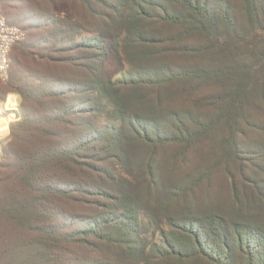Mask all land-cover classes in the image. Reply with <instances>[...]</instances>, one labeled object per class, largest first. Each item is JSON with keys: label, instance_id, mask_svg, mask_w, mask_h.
I'll use <instances>...</instances> for the list:
<instances>
[{"label": "rangeland", "instance_id": "1", "mask_svg": "<svg viewBox=\"0 0 264 264\" xmlns=\"http://www.w3.org/2000/svg\"><path fill=\"white\" fill-rule=\"evenodd\" d=\"M51 1L53 2L50 3ZM89 1L99 13L96 17L89 14L88 10L76 0H38L37 3L41 2L40 8L43 13L52 16L53 23L58 19L57 15L64 20L62 27L65 28L61 29V34H59V27L55 26V29H51L53 24L49 25L42 18V14L34 12L33 9L13 3L15 9L5 10L0 3L1 16H5V11L9 13V17L6 18L9 22L3 17L5 22L26 30L24 40L13 47L11 56L12 53L13 56L18 54L23 45L30 41L31 33H36V37L31 42H33L32 45H38L41 48L31 53L36 56L38 52L41 56L55 57L59 60L53 66L37 60L35 64H32L25 56L18 55L17 64H14L10 57V67L6 76H0V105L3 108L1 118H4L7 123V133L0 135V155L3 147L10 141L11 126L21 119L20 90L24 89L23 85H29L39 95L35 98V102H30L28 113L32 118L39 117V110L42 111L44 107L43 115H49L47 124L42 126V130L46 132L42 136L46 150L50 146L59 150L64 143L65 150L70 149L71 152L76 153L72 162L54 158L46 167L37 169L38 176L57 189H75L81 183L102 186L101 181L109 183V177L115 180L126 177L135 183L145 170L141 162L149 153L146 145L133 140L134 133L132 134L130 130L126 133L127 129L123 131V135L125 134L128 138L117 139L114 150L108 147V140L103 138L107 131L120 128L122 122L111 118V106L108 100L97 98L95 92L91 91L93 79L96 76L115 79L122 69L130 71L133 66L141 68L143 73L148 71L144 69L143 62L140 60L129 62L125 59L119 64L113 52L111 54L106 52L103 55L100 50H94L91 46L85 47L89 39L97 37L98 33L108 31L110 27L112 29L108 32H117L116 24H108L111 22L110 17H113L112 9L99 2L114 3V0ZM227 2L236 22V30L246 39L245 43H242L235 52L213 49L195 56H184L176 49L205 47L207 42L198 35H190V38L184 36L182 28L150 21L147 30L150 31L151 36L159 40V43L155 45L156 51L152 55L157 66L155 74L161 73L160 66L163 68L164 65L165 68L169 67L175 71L177 69L204 70L229 65L238 60L254 62L257 56L252 55V52L253 50L258 52L255 47L257 49L259 47L247 43L250 34H248L249 29L240 3L236 0ZM261 5L264 9V0H261ZM221 6L222 3L219 0H210L209 7L215 14L219 13ZM25 16H30L31 20L27 21L28 18ZM66 27H72L73 32H69ZM219 29L222 30V27ZM40 39H45L47 44H41L44 41ZM71 62L73 64H70ZM36 67L40 69L37 75ZM93 68L95 72L91 75ZM29 77L30 80H28ZM23 78L26 79L22 81ZM234 84V80L215 82L194 79L174 82L162 88L151 86L140 89L128 88L123 91V95L129 101L128 114L138 115L142 119L140 121L142 125L148 123L151 116L154 117V122L151 120L154 125L160 124L161 120L162 123L164 120L167 122L160 124V127L165 125L176 127L186 123L189 129L201 133L200 126L207 125L209 121L216 118L218 110L225 105V102L214 100L215 97L230 91ZM46 95L47 98L44 99L43 96ZM158 105L161 106L162 113H166L164 119H159L160 110L152 113ZM88 110L90 113L87 112ZM63 119L68 124H58ZM134 125L136 127V122ZM82 126H87L83 132ZM236 129L234 136L236 152L233 155L225 144L228 129L224 120L218 121L207 132H202L201 136L190 144L184 142L156 148L154 168H152L155 173L153 175H157L155 180L157 189L153 191L151 187L142 185V182L136 188L141 205L140 224L137 228L146 249L150 244L161 241V232L167 233L172 229L168 224L169 218L180 219L187 214L199 215L205 211H212L222 216L226 222L255 221L256 224L264 225V89L262 82L258 86L255 85L248 102L243 105L236 122ZM161 130L170 131L169 127H162ZM98 135L101 136L100 141H91ZM61 137L64 138L62 142H60ZM30 147V143L21 144L20 152L28 155L27 149ZM201 175H204V178L191 186L195 179L201 178ZM76 197L81 198L82 201L70 202L54 193L49 195L47 206L51 213L58 216L62 214L67 219L70 216L94 218L99 213L108 212L109 207H103L102 203L106 205L110 202H104L99 197L88 198L80 195ZM145 208L157 212L159 231H155L154 227L149 225L150 217ZM75 227L79 228L81 224ZM109 233L112 234V231ZM127 239L132 241V238ZM7 243H9L8 240L5 243L3 239L0 240V264H16L17 259L14 262L13 256L5 252ZM91 243L93 246L77 245L60 249L61 261L55 264H134L132 259L121 255V251L130 244L109 245L101 240L92 239ZM260 261L263 262L256 254L255 264H262Z\"/></svg>", "mask_w": 264, "mask_h": 264}, {"label": "trees", "instance_id": "2", "mask_svg": "<svg viewBox=\"0 0 264 264\" xmlns=\"http://www.w3.org/2000/svg\"><path fill=\"white\" fill-rule=\"evenodd\" d=\"M76 1L84 6L89 14L95 15L94 17L99 15L91 1ZM219 1L222 6L218 14H215L209 7L210 0H114V3L99 1L112 9L113 17H110L111 22L108 24H116L117 32H108L112 29L110 27L107 29L108 31L98 33L97 37L89 39L85 47L91 46L94 50H100L103 55L106 52L110 54L113 52L119 64L125 59L129 62L140 60L143 62L144 69L148 71L143 73L141 68L133 66L130 71L122 69L115 79L96 76L91 82V91L95 92L96 97L108 100L111 106V118L122 122L120 128L107 131L103 136L108 140V147L114 150L117 139L128 138L125 134L123 135L125 129H127L126 133H129V130L132 134L134 133L133 140L147 146L149 153L141 162L145 170L142 171L135 183L126 177L118 180L109 177V183L101 181L102 186L81 183L75 189H57L39 177L36 172L38 168L46 167L54 158L72 162L76 153L71 152L70 149L65 150L64 143L59 147V150H55L51 146L46 150L43 143L44 137H42L46 132L42 130V126L47 124L49 115H43L44 107H42V111L39 110V117L32 118L30 116L28 113L29 104L35 102L39 93L29 85H23L24 89L20 90L22 96L21 119L11 126L10 141L3 147L0 155V240L3 239L4 243L8 240L5 252L13 256L14 262L17 259L16 264H55V262L61 261L62 252H59L60 249L77 245L93 246L91 239L101 240L109 245L130 244L121 251V255L132 259L134 264H238V262L239 264H255L256 254L263 260L260 262L264 264V225L256 224L255 221L226 222L222 216L212 211L192 215L187 214L186 210L187 215L183 218H169L168 224L172 229L167 233L161 232V241L150 244L147 249L140 239L137 228L140 224L139 210H141L139 195L136 191L138 184L142 182V185L151 187L153 191L157 189L155 182L157 175H153L155 174L153 164L156 148L184 142L190 144L198 139L202 132H207L218 121L224 120L228 129L225 144L228 145L231 155L235 154L236 122L240 117L242 107L248 102L255 85L258 86L262 82L264 89V9H262L261 0H236L240 3L249 29L250 36L247 43L259 47V49L255 47L258 52H254V50L252 52V55L257 56L254 62L247 63L246 60H238L229 65H220L204 70L177 69L175 71L169 67L165 68L164 65L163 68L160 66L162 72L155 74L157 66L152 55L156 51L155 45L159 43V40L151 36L150 31L147 30L150 21L169 27L182 28L184 36L190 38V35H198L207 42L205 47L193 46L176 49L184 56H195L213 49H220L222 52H235L242 43H245L246 39L241 37L236 30V22L232 17L228 0ZM37 2L38 0H0L5 10L15 9L12 4L17 3L42 14L45 22H48L49 25L53 24L51 29L55 26L59 27V34H61V29L65 28L62 27L64 20L58 15H54L58 19L53 23L52 16L45 15L46 13L44 12V14L40 8L41 2ZM4 15L2 17L6 20L9 13L5 11ZM27 18V21L31 20L30 16ZM219 27H222V30ZM47 28L50 29V27ZM66 28L69 32H73L72 27ZM22 30L26 33L24 28ZM44 33H48V31H44ZM34 37H36V33H31L30 41L23 45L18 54L13 56L12 53L11 56L13 48L11 49L9 67L10 57L14 64H17L18 55L25 56L32 64H35L37 60L53 66L59 61L55 57L41 56V53L38 52L36 56L33 55L31 51H39L41 48L38 45H32L31 41ZM40 40L44 41L41 44H47L45 39ZM97 56L101 55L97 54ZM39 70L36 67V75ZM94 72L95 68L92 69L91 75ZM25 79L23 78L22 81ZM194 79L215 82L235 81L230 91L215 97L214 100L225 102V105L218 110L216 118L209 121L207 125L200 126L201 133L189 129L186 123L176 127L162 126L163 128L169 127L170 131L166 132L160 127V124L167 122L165 120L163 123L161 120L160 124L154 125L152 123L154 117L150 116L149 119L146 115L144 118L152 121L142 125L140 122L142 119L138 115L128 114L130 107L129 101L123 95L124 90L128 88L140 89L147 86L162 88L174 82ZM43 98H47V95ZM158 111L159 119H164L166 113H162L161 106L158 105L152 113ZM87 112L90 113V110ZM58 124L65 125L68 122L63 119ZM86 128L87 126H82V132ZM100 139L101 136L98 135L91 141H100ZM62 141H64L63 137L60 142ZM27 143H30L31 147L27 149L28 155H24V152H20V146ZM203 178L204 175H201V178L195 179L191 186L196 185L198 180ZM54 193L59 194L64 200L75 203L82 201L81 198L76 197L77 195L88 198L99 197L104 202H110L106 205L102 203L103 207H109V209L106 214L99 213L94 218L70 216L67 219L62 214L58 216V214L51 213L47 206L49 195ZM145 210L150 217L149 225L153 226L155 231H159L157 212L150 208H145ZM78 224H81V227H75ZM110 231L112 234L109 233ZM128 237L132 238V241L127 239Z\"/></svg>", "mask_w": 264, "mask_h": 264}, {"label": "built area", "instance_id": "3", "mask_svg": "<svg viewBox=\"0 0 264 264\" xmlns=\"http://www.w3.org/2000/svg\"><path fill=\"white\" fill-rule=\"evenodd\" d=\"M25 38V33L17 26L8 25L0 14V76L9 70V53L13 46Z\"/></svg>", "mask_w": 264, "mask_h": 264}, {"label": "bare ground", "instance_id": "4", "mask_svg": "<svg viewBox=\"0 0 264 264\" xmlns=\"http://www.w3.org/2000/svg\"><path fill=\"white\" fill-rule=\"evenodd\" d=\"M3 113V108L0 105V135L7 133V123L4 118H1V114Z\"/></svg>", "mask_w": 264, "mask_h": 264}]
</instances>
